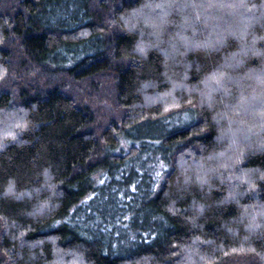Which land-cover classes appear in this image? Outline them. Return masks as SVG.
I'll list each match as a JSON object with an SVG mask.
<instances>
[{"label":"trees","instance_id":"trees-1","mask_svg":"<svg viewBox=\"0 0 264 264\" xmlns=\"http://www.w3.org/2000/svg\"><path fill=\"white\" fill-rule=\"evenodd\" d=\"M240 258L264 264V0H0V264Z\"/></svg>","mask_w":264,"mask_h":264},{"label":"rangeland","instance_id":"rangeland-1","mask_svg":"<svg viewBox=\"0 0 264 264\" xmlns=\"http://www.w3.org/2000/svg\"><path fill=\"white\" fill-rule=\"evenodd\" d=\"M150 20V23H149V25L148 26H153V27H155V25L154 24H156L155 22H158L159 20H158V18H156L155 17V19H149ZM152 20V21H151ZM154 23V24H153ZM153 99V98H152ZM152 99H150V100H148V101H151ZM172 99V97H170V95H168V98H167V100H171ZM232 264H249V262H248V259L246 260V259H244V258H240V259H236V260H234L233 262H232Z\"/></svg>","mask_w":264,"mask_h":264}]
</instances>
